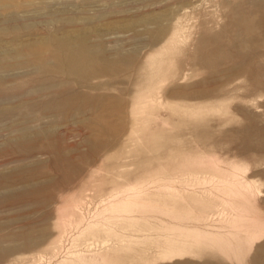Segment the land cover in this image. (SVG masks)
Listing matches in <instances>:
<instances>
[{
	"label": "rangeland",
	"instance_id": "obj_1",
	"mask_svg": "<svg viewBox=\"0 0 264 264\" xmlns=\"http://www.w3.org/2000/svg\"><path fill=\"white\" fill-rule=\"evenodd\" d=\"M263 18L264 0H0V264H256Z\"/></svg>",
	"mask_w": 264,
	"mask_h": 264
},
{
	"label": "bare ground",
	"instance_id": "obj_2",
	"mask_svg": "<svg viewBox=\"0 0 264 264\" xmlns=\"http://www.w3.org/2000/svg\"><path fill=\"white\" fill-rule=\"evenodd\" d=\"M260 2V1H259ZM262 4V3H261ZM264 19V18H263ZM262 21H264V20H262ZM238 26H239V28H241V29H246L247 27H248V22H247V20H238L237 21V23H236ZM251 24V23H250ZM260 25V24H259ZM251 27V26H250ZM249 27V28H250ZM257 29V28H256ZM255 29V30H256ZM240 31V30H239ZM241 31H243V30H241ZM254 31V30H253ZM247 32V31H246ZM245 32V33H246ZM247 34V33H246ZM50 40V39H49ZM39 43H41V42H39ZM46 43V42H45ZM38 44V43H37ZM37 44H36V46H37ZM53 44H54V42H53ZM89 44V43H88ZM38 45H40V44H38ZM48 45H49V43H48ZM36 46H34V47H36ZM44 47H46V45H43ZM33 47V48H34ZM38 48H39V50H40V47L41 48H44V47H42V46H37ZM37 47H36V49H37ZM49 47V46H48ZM30 48H31V46H30ZM74 48V46L72 47V49ZM94 48V47H93ZM35 49V48H34ZM33 49V50H34ZM35 49V50H36ZM47 49H49V48H47ZM89 49V48H88ZM38 50V49H37ZM36 50V51H37ZM42 50V49H41ZM44 50H45V52L44 53H46V49L44 48ZM27 51V50H26ZM32 51V50H31ZM50 51V50H49ZM54 51V50H53ZM53 51H51V53L53 52ZM59 50H56L55 52H58ZM62 51H63V49H62ZM69 51V50H68ZM211 51H212V49H211ZM38 52V51H37ZM55 52L53 53L54 55H55ZM215 52H217L216 50H215ZM27 53V52H26ZM25 53V54H26ZM41 53V52H40ZM65 53V52H64ZM30 54V53H29ZM42 54V53H41ZM34 55H36V54H34ZM33 55V56H34ZM54 55H52V57L54 58ZM59 55H60V53H59ZM67 55H68V52H67ZM78 55V54H77ZM81 55H82V53H81ZM45 56V55H44ZM72 56H73V54H72ZM42 57V56H41ZM46 57L48 58L49 57V54H48V56L46 55ZM59 57V56H58ZM58 57H57V59H58ZM80 57V56H79ZM32 57H31V54H30V59H31ZM50 58V57H49ZM53 58H51V59H53ZM64 58H66V57H64ZM68 58V57H67ZM57 59H55V61H57ZM71 59H73V57L71 58ZM71 59H68L67 61H72ZM33 60H35V58L33 59ZM37 60V59H36ZM42 60V59H41ZM43 60H44V58H43ZM48 60H50V59H48ZM77 60V59H76ZM39 61V60H38ZM55 61H53L54 63H55ZM59 61V60H58ZM75 61V60H74ZM44 62H45V60H44ZM62 62V61H61ZM63 63V62H62ZM70 63V62H69ZM56 64H58V62L56 63ZM80 96V95H79ZM87 98V97H86ZM86 98H84V100L86 99ZM17 99V98H16ZM55 105V104H54ZM52 107V106H51ZM54 107V106H53ZM32 108H33V106H32ZM56 127L54 126V125H52V126H49L48 128H46V129H40V130H36V131H33V132H28V131H24V132H22V133H19L18 135L16 134V140L18 139V141L15 143V147L17 148V149H26V148H30V147H34L36 144H37V142L38 141H40V140H48V142L49 143H52V140H53V135L55 134L54 133V129H55ZM38 129V128H37ZM14 140V139H13ZM10 145V144H9ZM8 145V146H9ZM40 146V145H39ZM27 164V163H26ZM25 166L26 165H23V167H21V168H25ZM9 176V175H8ZM7 176V177H8ZM6 177V176H5ZM29 185V183H26L25 185ZM26 186V187H30V186ZM25 187V188H26ZM22 188V186L20 187V185H19V187L18 188H16L15 189V191L16 192H19L20 191V189ZM6 191V190H5ZM1 192V191H0ZM21 192V191H20ZM7 194V193H6ZM1 197V196H0ZM4 197V196H3ZM7 197V196H6ZM9 239V238H8ZM32 242V241H31ZM35 242V241H34ZM37 242V241H36ZM16 245V244H15ZM9 247V246H8ZM260 250V249H259ZM255 261H256V264H264V249H261L260 250V252L256 255V257H255Z\"/></svg>",
	"mask_w": 264,
	"mask_h": 264
}]
</instances>
